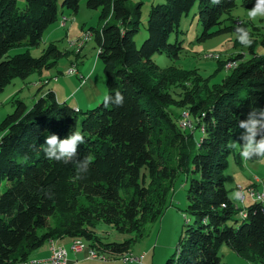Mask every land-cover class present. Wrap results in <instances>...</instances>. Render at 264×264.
<instances>
[{"label":"trees","instance_id":"1","mask_svg":"<svg viewBox=\"0 0 264 264\" xmlns=\"http://www.w3.org/2000/svg\"><path fill=\"white\" fill-rule=\"evenodd\" d=\"M57 1L25 0L19 8L17 0H0V91L14 78L25 80L55 67L67 54L50 42L37 57L26 51L5 58L13 47L40 44L62 15ZM79 2L62 0V6L77 13ZM195 2L200 40L236 30L221 23L237 0L217 5L165 0L150 6L147 36L136 46L141 1L85 0L87 8L99 12L98 25L87 30L102 63L104 97L114 100L119 91L123 105L105 104L103 97L80 111L58 101L50 88L31 107L21 99L13 101V111L0 121V264L24 263L45 242L65 237L84 241L98 258H123L129 242L101 241L96 225L102 222L141 236L145 224L166 208L179 172L188 178L184 211L190 220L175 256L165 264H220L223 244L250 264H264V207L254 201L246 208L234 203L224 175L235 150L231 145L239 147L237 162L242 159L243 137L249 133L240 122L259 121L254 139L258 143L264 138V54L255 52L257 43L264 47V32L256 39L247 31L251 57L233 56L240 62L221 83L209 84L174 65L161 68L153 54L178 57L181 43L169 42V37ZM240 3L252 9L256 0ZM224 62L218 60L219 68ZM174 109L188 111L194 128L202 131L198 140L193 129L180 127V113ZM73 131L86 141L78 145L75 159L90 157L89 168L80 173L75 162L48 159L43 150L46 134L63 140ZM97 242L103 252L93 249Z\"/></svg>","mask_w":264,"mask_h":264},{"label":"rangeland","instance_id":"2","mask_svg":"<svg viewBox=\"0 0 264 264\" xmlns=\"http://www.w3.org/2000/svg\"><path fill=\"white\" fill-rule=\"evenodd\" d=\"M133 1L142 2L139 31L134 35L136 46H140L147 36L146 21L150 6L162 3L165 0ZM24 4L25 1L17 0L19 8H23ZM57 9L59 13L63 11L64 16L67 18L63 25H57L62 17L60 15L58 20L47 28L38 46L13 47L8 50L5 58L26 51L37 57L50 42H55L67 54L60 58L53 68L35 71L25 80L20 78L11 80L0 91V121L13 111V101L16 98L23 100L28 107H31L36 98L48 88L56 87L60 93L59 95H66L65 101L70 103V105L78 103L81 111L98 105L106 94L105 75L102 63L97 56L95 43L91 37L92 33H90L89 38L84 39L85 34L88 32L87 28L98 25L99 12L87 8L85 0H80L77 13H71L63 7L62 0L57 1ZM248 10L250 9L241 6L240 0H237L236 6L230 13L223 15V23L221 25H231L236 28L239 25L246 31L254 33L250 34L252 37L259 39L260 34L264 32V17L252 19L249 17ZM55 25L57 29L52 30ZM201 30L197 14V2H195L189 12L181 18L178 31L173 32L169 37V42L178 41L181 43L182 48L178 57L173 58L165 53L156 52L152 56L153 61L161 68L174 65L187 72L195 73L203 79H207L209 84H215L221 83L230 72V69L234 68L228 67L227 64L229 62H235L234 66L240 62L239 59H235L233 56L241 54L244 59L251 57L248 46L241 44L238 40L236 30L206 40H200L198 36ZM255 52L258 55L264 54V47L257 43ZM218 60H225L222 68H219ZM73 67L77 70V73L74 71V73L70 74L67 70ZM79 72L84 75L88 73L87 77H89L90 81L86 83L87 91H84L85 89H77L81 85L74 75H79ZM79 77L80 81H82L83 76L81 77L80 74ZM40 87L41 90H39ZM174 110L180 113V118H187L191 121L194 139L198 140L202 135V131L200 128H194V120L189 118L188 111L186 109ZM238 150L239 147L236 146L234 152L229 154L227 158V167L224 170L225 187L228 190L230 199L241 208H246L253 202L246 193L247 187L251 184L250 179L251 177H256L264 180V163L259 162L257 159L250 160L243 157L241 162H237L236 155ZM187 187L188 178L186 174L179 172L173 181L171 196L166 208L157 219L145 224L141 236H136L133 232H119L111 225L102 222L98 223L95 231L101 241L129 242V248L123 258L111 256L105 260L119 259L123 264H165L167 259L174 257L177 243L185 228V221L190 220V216L184 211ZM236 187L243 189L245 202L242 205L236 199ZM63 239L64 242L69 243V246L65 247L69 249L73 242L72 239L69 237ZM57 240L55 241L57 242ZM85 245L87 244L85 243ZM87 246L85 251L88 254ZM94 246V250L99 253L103 252L98 242ZM219 255L220 264H250L236 255L226 244L220 247ZM125 257L127 260H124ZM97 260L100 261L101 259Z\"/></svg>","mask_w":264,"mask_h":264},{"label":"clouds","instance_id":"3","mask_svg":"<svg viewBox=\"0 0 264 264\" xmlns=\"http://www.w3.org/2000/svg\"><path fill=\"white\" fill-rule=\"evenodd\" d=\"M210 2L213 5H217L221 2V0H210ZM248 14L252 19H255L257 17H264V0H256L254 7L248 10ZM236 32L237 38L241 44L245 46L251 45L252 39L247 33L246 29L238 25L236 28ZM110 101L117 106H122L123 96L119 91L116 92L114 100L106 95L104 97L105 104L109 103ZM253 111L255 112L256 109H254ZM259 124L260 122L256 120H249L248 123L240 122V128L246 129L249 133V135L243 137V139L246 140V143L242 147L241 155L245 159H253V156H255L259 162L264 163V138H262L258 143L255 142L254 139L257 126ZM261 126L264 127V125ZM85 143V137L80 131L71 132L68 138L63 140H60L55 134H46L43 150L48 159H52L57 162H63L65 164L69 162H75L77 171L78 173H80L82 169L87 170L90 163V157H85L82 160L75 159L77 155L78 145ZM236 146V144L231 145V147Z\"/></svg>","mask_w":264,"mask_h":264},{"label":"built area","instance_id":"4","mask_svg":"<svg viewBox=\"0 0 264 264\" xmlns=\"http://www.w3.org/2000/svg\"><path fill=\"white\" fill-rule=\"evenodd\" d=\"M66 19L67 18L65 16L61 17L60 24L63 25L65 23ZM90 33H91V31H88L87 34H85L84 39L89 38ZM227 65L230 68L236 67V66H233V61L229 62ZM67 71L70 74L74 73V71L77 73V70L74 67L71 69H68ZM81 82H84L83 77H82ZM178 124L183 129H192V126L190 124H188L186 119L180 118L178 120ZM235 193H236V199L239 201V203L242 204L244 202L243 201V194H244L243 189L241 187H236ZM246 193H251L252 194V200L254 202L260 203L264 207V180H261V179L254 177L252 180V183L247 187ZM241 216H245V213L241 212ZM70 249L75 253L85 250V248H81L80 246H78L77 243H74L73 245H71ZM87 257L92 258V259L105 260L102 258L94 257L93 255H89V254H87ZM25 264H68V252H67V249L65 247H59V245L53 243V245L50 247V253H49L48 257L36 259L33 262H28Z\"/></svg>","mask_w":264,"mask_h":264},{"label":"crops","instance_id":"5","mask_svg":"<svg viewBox=\"0 0 264 264\" xmlns=\"http://www.w3.org/2000/svg\"><path fill=\"white\" fill-rule=\"evenodd\" d=\"M20 1L23 2L25 0H20ZM61 13H62L61 16L63 17L64 16L63 11H61ZM57 25L60 26L61 24L58 23ZM54 29H57L56 25L52 28V30H54ZM80 74H81V76H83L84 82L80 81L81 80L80 77H79ZM79 75H74V76L77 77V79L79 80L80 85H81L80 88L78 86L77 89L78 90L79 89H82V90L85 89L84 91H87L86 90V83L90 81L89 77H87L88 73L86 75H84V74L79 72ZM52 90L55 93V96H56L58 101L61 102L63 100L64 101L66 100V95L65 94L59 95L60 93L57 91L56 87H52ZM41 94H43V93H41ZM71 106L74 107L76 110L77 109L80 110V107H79L78 103L76 105H71ZM252 180H253V178L251 177V179H250L251 183H252ZM244 202H245V199H244ZM63 240L64 239L62 238V239H58L57 242L54 240V242H55V244L60 245L59 247H67V246H69V243L68 242H64ZM54 242H52V243H54ZM67 250H68V264H123V262L120 261L119 259H110V260H105V261H101L100 260L99 261L97 259L88 258L87 254H86L87 252L85 250H83L81 252H77V253L73 252L70 248L67 249ZM49 253H50V242L47 241L41 247H39L38 249L34 250L31 253V256H30L29 259H33V260H29V261H34L36 259L46 258V257H48ZM131 264H133V263H131Z\"/></svg>","mask_w":264,"mask_h":264},{"label":"bare ground","instance_id":"6","mask_svg":"<svg viewBox=\"0 0 264 264\" xmlns=\"http://www.w3.org/2000/svg\"><path fill=\"white\" fill-rule=\"evenodd\" d=\"M89 36H90V35H89ZM91 37H92V36H91ZM234 64H235V63H233V66H234ZM186 121L188 122V124L191 125L189 119L186 118ZM247 194H248V196L252 199V194H251V193H247ZM244 199H245V196H244V194H243V201H244ZM74 243H77V245L80 246L81 248H86V246L84 245V243H82V242L79 241V240H74V241L72 242V245H73ZM50 245L52 246L53 243L50 242ZM51 246H50V247H51ZM92 251H93V250H92ZM92 251H90V250L88 249V254H89V255H93L94 257H97V256L95 255V253L92 252ZM97 258H98V257H97ZM124 260H127V258H125ZM28 262H33V261H29V260H28V261H26V262H24V263H21V264H25V263H28Z\"/></svg>","mask_w":264,"mask_h":264}]
</instances>
